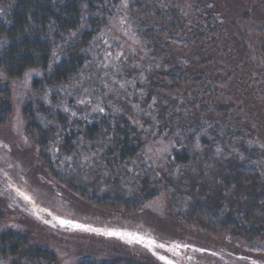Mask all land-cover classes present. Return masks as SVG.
<instances>
[{
  "label": "rangeland",
  "instance_id": "1",
  "mask_svg": "<svg viewBox=\"0 0 264 264\" xmlns=\"http://www.w3.org/2000/svg\"><path fill=\"white\" fill-rule=\"evenodd\" d=\"M161 2L178 7L190 26L193 22L202 25L203 34L191 44L184 48L171 45L170 57L172 62L186 57L193 62L188 68L202 72L208 79L205 83L213 79L211 88L222 93L217 96L219 102H208L217 98L201 93L198 84H191L190 89L174 96L180 112L170 110L168 124L172 127L153 128L159 124L158 118H168L173 105L167 106L166 98L161 104L153 100L140 105L129 90L132 80L119 77V66L134 51L139 61H129L130 66L152 67L154 62L144 40L134 35L126 12L110 19L103 34L112 52L95 55L93 72L102 75L99 85L95 86L92 78L88 87L93 96L100 92L110 109L150 119L148 125H144L145 118L138 123L145 143L133 157L120 160L115 144L103 133L81 141L77 147L74 138L66 145L53 121L60 128L63 122L71 121L74 127L77 124L65 115L64 121L57 120L59 111L54 110L52 122L45 125L42 113L50 108V100L42 93H33L30 86L39 71H28L18 78H7L0 72V82L10 89L12 109L7 123L0 125V235L11 230L27 241L16 254L0 242V264H76L82 259L105 262L116 258L142 264H264L261 239L250 241L249 233L247 238H236L230 229L208 232L190 217L196 202L217 195L225 217L244 214L247 192H241L233 182L234 172L229 168L233 161L256 168L264 181V64L251 56L256 54L255 49L264 47L262 40L255 41L264 38V0ZM204 9L210 12L208 23L202 20L206 19ZM237 31L247 45L235 36ZM181 32V38L192 37L189 28ZM99 60L104 72L99 70ZM133 67L131 73H136ZM138 73L141 75L140 69ZM74 100L72 118H77L80 106L90 113L96 109L93 100L86 102L82 96ZM26 102L49 136L46 150L40 147L36 135L26 131L22 111ZM162 105L167 107L163 109ZM159 111L161 117L155 116ZM65 150L70 153L65 154ZM175 152L186 154V161H176ZM41 153L50 155L53 170ZM73 187L84 189L90 196ZM103 194L141 199L142 205L128 210L90 199ZM35 247L53 256H33Z\"/></svg>",
  "mask_w": 264,
  "mask_h": 264
},
{
  "label": "trees",
  "instance_id": "2",
  "mask_svg": "<svg viewBox=\"0 0 264 264\" xmlns=\"http://www.w3.org/2000/svg\"><path fill=\"white\" fill-rule=\"evenodd\" d=\"M124 12L127 13L124 16L128 15V18L131 19L134 35L139 34L138 37L140 36L144 40L149 58L156 62V64L153 62L152 67L142 65L136 69V67L130 66L132 63H129V61L135 63L139 61V55L134 51L133 55L126 58V63L124 61L121 67L119 66L122 73H119V77H125L124 80H132L133 85H129V90L135 100L140 102V105H145L153 100L157 101L156 104H161V99L166 98L169 100L167 106L173 105L168 112L172 109L171 112L178 114L180 109L177 110V98L174 96L190 89L191 84H198L202 87L201 93L217 98V100L210 99L208 102L212 104L219 102L217 96L222 93L217 90L218 88H211L210 84L214 81L213 79L205 83L208 79L203 78L202 72H192L188 68V65L193 62H190L186 57L176 62L171 60V45L184 48L204 32L202 25L199 27L193 22L190 26L186 23L184 15L176 6H171L161 0H0V72L7 78H18L28 71L38 70L39 74L32 79L30 86L33 93H42L50 100L48 111H42L44 112L42 115L45 125L52 122L53 113L51 112L58 110L57 120L64 121L63 115H65L67 119L70 118L77 124L74 127L73 124L70 125L71 121L68 124L62 121L64 127L60 128L56 121H53L59 134L64 136L66 145H70V140L74 138L73 141L78 143L75 144L77 147L81 141H89L95 134L103 133L108 136L113 146L115 144L114 148L118 151L120 160L133 157L140 151L145 143V134L141 132L142 128L138 126V123L142 118H145L144 125H148L150 119L146 115L136 117L134 114L128 115L124 110L110 109L104 104L102 94L96 91L99 94L96 93L93 96L92 90L88 86H91L92 78L95 79L94 85H99V79H101L99 75H102L96 68L97 73L93 72L95 55L107 56L108 51L112 52L110 43L105 41L103 33L106 31L110 19L122 15ZM203 14L206 19L202 18V20L204 19L208 23L209 10L204 9ZM185 26L189 28V37L192 36L187 39L178 35L180 31L184 32ZM261 30L264 31V28ZM240 31H237L238 36L235 32V36L244 42V36ZM211 32H213L212 29ZM257 32L261 31L257 30ZM252 37L255 36L252 35ZM259 39L264 43V38H257L255 41L257 42ZM257 50L255 49L256 54H251V56L261 59L264 64V47L262 50ZM99 62L102 65L99 70L104 72L103 62L101 60ZM258 62L257 60V65ZM132 67L136 69V73H131L133 70L130 68ZM138 69H140L141 75L138 73ZM96 78L98 79L96 80ZM131 87L135 90H131ZM104 88H101L102 91ZM199 93L200 91H197L196 95ZM107 95L108 93H106ZM81 96L86 102L93 100L96 109L90 113L80 106V109L77 110V112L79 111L77 118H72L70 113L75 106L74 99ZM95 96L99 99L94 98ZM91 97H93L92 100ZM167 106L162 105L161 107L165 109ZM11 110L10 89L6 83L0 82V125L7 123ZM22 111L26 122V131L39 138L38 144L44 148L43 150L48 149L49 136L42 124L37 121L29 102L24 104ZM171 112L167 119L161 117V111L158 112V115L154 112L155 116L161 118H158L159 124L153 128L158 129L159 126L162 129L171 128L172 124L171 126L168 124L171 120L169 118L172 117ZM79 116L82 118L80 119ZM172 121L174 122V119ZM71 127H74L75 130ZM64 153L69 154L70 152L65 150ZM173 157L180 162H185L187 158L186 154L180 156L177 152ZM41 158L52 169L53 162L50 155L41 153ZM232 163L229 168L234 172V184L241 192H247V196L245 195L244 198V214L225 217L217 195L212 199L209 198L206 202H196L190 216L191 221L208 232L218 233L230 229L233 232V237L242 238L244 236L247 238L246 234L249 233L250 241L259 239L264 241V181L262 174L254 167L234 161ZM73 189L87 197L90 196L80 187H73ZM90 199L100 201L102 205L121 206L128 210H136L142 205L141 199H124L119 194L114 197L108 194H103L102 197L91 196ZM242 231L246 233L241 234ZM0 236V242L7 246L11 254L18 253L27 245L24 238L11 230L3 232ZM31 253L40 258L53 256L46 249L39 247L32 248ZM76 264L142 263L116 258L105 262L82 259Z\"/></svg>",
  "mask_w": 264,
  "mask_h": 264
},
{
  "label": "snow or ice",
  "instance_id": "3",
  "mask_svg": "<svg viewBox=\"0 0 264 264\" xmlns=\"http://www.w3.org/2000/svg\"><path fill=\"white\" fill-rule=\"evenodd\" d=\"M102 111V109H101ZM62 224H70L71 222L70 221H61ZM77 227H82L80 225H76ZM110 235H114V233H109ZM137 239H141V238H137ZM162 259V258H161Z\"/></svg>",
  "mask_w": 264,
  "mask_h": 264
}]
</instances>
